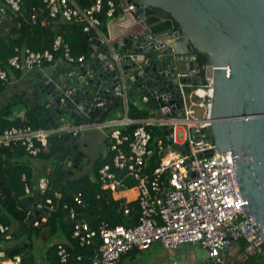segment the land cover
<instances>
[{
  "label": "built area",
  "instance_id": "built-area-1",
  "mask_svg": "<svg viewBox=\"0 0 264 264\" xmlns=\"http://www.w3.org/2000/svg\"><path fill=\"white\" fill-rule=\"evenodd\" d=\"M41 1L49 9V18L56 20L61 17L64 21L78 22L85 32L91 34V42L95 37L103 43L111 42L108 33L101 31L97 17L104 8L109 18L108 27L117 21L120 8L122 10L124 7L125 11L131 13L136 11L127 0H93L88 8L80 7L75 0ZM22 4L23 0H5L4 5L0 6V27L11 20V13L21 11ZM39 15L37 10L32 15L34 23ZM176 30L171 27L156 33ZM59 51L63 55L61 59L56 58ZM86 56L74 57L70 45L58 35L53 50L17 49L9 65L22 73L46 66L56 68L57 72L60 62L83 65ZM200 58L197 53L176 54L173 67V82L176 81V84L173 83L171 88L169 83L161 88L151 87L146 93L136 88L141 99L132 98L124 83L121 90L114 93L123 102V115L117 120L47 129L13 127L0 135V147L21 144L29 155L37 157L52 135L63 138L70 134L77 138L81 131H86L92 125L109 130L105 138L112 143L114 166L120 172H125L126 177L119 178L110 165H105L99 172L102 188L114 195L130 193L136 198L138 208L135 210L125 206V216L136 214L129 226L111 227L109 223L102 222L98 229H93L87 221L79 219L75 208L65 206L73 221V238L81 246H90L97 237L100 239L90 264H117L132 249L148 250L157 242L167 250L186 244L198 245L206 255L196 264H247L252 257H256V264H264V240L254 227L257 225L254 218L244 211L247 206L242 207L248 204V200L243 199L240 192L231 152H220L213 138L211 109L215 84L204 83L202 74L197 75L206 70V65L204 69H199ZM195 78H200L201 82L196 84L193 82ZM8 82L10 73L0 67V85ZM179 93L181 97H178ZM131 105L138 110L148 108V117H130ZM134 125L136 128L132 133H123L122 128ZM157 126L164 130L156 147L160 156L157 166L149 169V161L154 155L151 147L152 128ZM170 129L171 133L166 135ZM179 129L183 130L182 141L177 136ZM127 178L132 180L133 187L127 183ZM38 189L41 192L50 190L51 179L48 176L40 178ZM25 190L26 194H31L28 185ZM74 200L79 206H85L82 193L76 194ZM12 231L13 228L0 222V235ZM242 239L246 240V247L242 246ZM57 245L61 262L68 264L70 245L64 242H57ZM0 264H23V255H9L0 245Z\"/></svg>",
  "mask_w": 264,
  "mask_h": 264
},
{
  "label": "water",
  "instance_id": "water-1",
  "mask_svg": "<svg viewBox=\"0 0 264 264\" xmlns=\"http://www.w3.org/2000/svg\"><path fill=\"white\" fill-rule=\"evenodd\" d=\"M127 1L147 28L111 38L110 43L95 37L83 65L42 75L41 83L34 85L26 97L27 102L45 109L43 119L48 128L87 123L95 112L106 109L109 97L124 83L128 90L138 88L144 93L167 83L171 88L176 84V54L206 56L205 62L202 57L199 60V69L206 65V70L197 75L202 74L204 83L215 84L213 138L220 152H231L240 192L248 200L242 207L247 206L244 211L254 218V227L264 240V0ZM150 10H160L163 22H177L178 30L157 34L147 23ZM193 82L199 84L201 79ZM100 103L103 105L98 106ZM84 135V147L89 143L93 146L89 160L94 164L105 132L92 125ZM63 139L67 150H72L63 169L70 178L80 174L90 161L84 160L73 136L66 134ZM49 193H38L32 207L34 218L26 220L13 238L52 217V198L61 194L59 190L51 196Z\"/></svg>",
  "mask_w": 264,
  "mask_h": 264
},
{
  "label": "trees",
  "instance_id": "trees-1",
  "mask_svg": "<svg viewBox=\"0 0 264 264\" xmlns=\"http://www.w3.org/2000/svg\"><path fill=\"white\" fill-rule=\"evenodd\" d=\"M82 8H88L92 5L93 0H75ZM123 1V0H122ZM5 0H0V6L4 5ZM40 15L36 23L31 19L35 11ZM121 8L119 9L120 12ZM156 11H148L147 23L154 25V31H162L171 27L179 28L174 20H168L158 23L159 18ZM12 14L10 23H7L8 33L0 36V67L18 79L22 72L16 68L10 67L9 60L17 54V49L28 47L34 51L53 50L55 39L61 35L71 47V54L79 58L87 55L91 46V34L84 31L82 25L76 21H64L61 17L54 20L49 18V9L41 0H23L21 11ZM135 15V14H134ZM136 16V15H135ZM100 20V29L107 33L109 18L107 9L97 15ZM48 19V20H47ZM47 20V23L43 24ZM137 31L144 29L145 23L140 21L136 16ZM62 52L56 53V58H62ZM203 61L207 60L206 56H201ZM43 108L30 107L26 99L20 95L14 96L10 92V83L0 85V135L6 130L13 127H32L34 129H47L43 119ZM24 112V116L20 114ZM150 110H138L131 105L129 115L132 118L148 117ZM123 113V102L121 98L109 97V103L106 109L95 112L87 119L88 123H103L120 118ZM136 128H122L124 134H130ZM153 141L151 147L154 149V155L149 161V169L157 166L159 160V150L157 141L163 137L164 130L162 127L152 128ZM39 145H41L39 143ZM111 141L109 139L103 145L96 162L90 165L89 169L83 170L80 174H74L67 178V173L63 170L62 161L66 158L67 147L63 138L52 135L48 138L47 146H42L41 153L37 156H31L27 153L24 146L15 144L11 147H0V155L3 156V162L0 163V222L12 228L13 223H18L19 228L27 220L28 212L38 199L39 190H35V172L33 168L25 161V157L42 159L47 163H52V173L49 174L51 179V189L59 190L61 196L52 198L53 214L46 222L35 226L34 232L37 237H49V248L46 251L47 264H64L59 257L57 242H64L70 245L71 258L68 264H90L94 251L100 244L97 237L90 246H81L77 239L73 238V221L69 218V211L65 208H75L79 214V219L87 221L91 228L98 229L102 222H107L111 227L117 225L129 226L136 216L133 213L125 216L124 208L126 205L132 209H137V201L127 203L126 199H117L109 191L102 188L100 180V169L105 165H110L112 170L117 173L119 178H125L126 173L120 172L114 166L115 153L111 150ZM25 177V179H24ZM127 183L133 187L134 183L129 178ZM31 188V194H26L25 187ZM82 193V200L85 206H79L74 198L76 194ZM29 227L26 231L31 229ZM13 231L7 235H0V245L4 247L6 243L13 240ZM242 246L246 247V240L242 239ZM30 245L5 247L9 255H25ZM141 250L135 248L123 255L117 264H123L128 256H134ZM256 257H252L247 264H256ZM26 263V256L24 257ZM23 263V264H25Z\"/></svg>",
  "mask_w": 264,
  "mask_h": 264
},
{
  "label": "crops",
  "instance_id": "crops-1",
  "mask_svg": "<svg viewBox=\"0 0 264 264\" xmlns=\"http://www.w3.org/2000/svg\"><path fill=\"white\" fill-rule=\"evenodd\" d=\"M148 14V13H147ZM140 20V19H139ZM163 21L159 19L158 23H162ZM7 23H10V21H6L5 24L3 26L0 27V36L3 35L4 33H8V27H7ZM136 24V16L134 15V13L128 12L124 10V7L122 10H120V14L118 15L117 21L114 22L113 24L109 25L108 27V35L110 36V38H119V37H125L127 35H129L130 33H136L137 27L139 24ZM151 25V24H150ZM152 29L154 28V25H151ZM145 28H147V26H145ZM154 30V29H153ZM75 66H79V64H68L67 62H64L62 64V62L59 63V67L57 70H64L66 68L69 67H75ZM47 67V66H46ZM44 68H35L32 70H29L25 73L22 74V76L18 79L17 77L12 76V79L10 80V92L16 96V95H20L22 97H24V99H26V97H28V94L32 91V89L35 87L34 85H37L39 83H41V76H49V69H45ZM138 90L134 89V97L133 98H137V99H141V94L137 93ZM131 91H129L130 93ZM27 101V100H26ZM33 101V99H32ZM28 104L30 105V107L34 108V104H30L28 102ZM43 112H45V109L43 108ZM123 114H121L120 117H122ZM24 116V112H22L20 114V117ZM91 136V135H90ZM80 137V136H79ZM83 139L82 145L84 147V143L86 140V137L84 134L81 136ZM79 139L74 140V144H77L79 146V151L82 154V156H84L83 154H85L86 159L89 158L88 154H86L89 150L84 147L82 149L81 145L78 142ZM70 152H67L66 155L68 156H72V150H69ZM102 151V150H101ZM101 153V152H100ZM25 161L28 162V164L33 168L34 172H35V185L34 188L35 190H38V181L40 178L44 177V176H48L49 174L52 173V163H47V161L42 160V159H36V158H32V157H25ZM63 169H64V163H63ZM68 173V172H66ZM67 177V176H66ZM52 189H50V196L54 193L51 192ZM126 193L122 194V196H118V194H113V196L117 199H126L127 203L129 204L130 201H136L135 197H125ZM58 196V195H57ZM59 198V197H58ZM57 198V199H58ZM37 202V200H36ZM34 218V214L32 213L31 210H29L28 212V219H32ZM14 226V227H13ZM12 228L13 232H15L17 229H19L18 223H13L12 224ZM24 257L25 255H23V263H25L24 261ZM28 264L27 260L26 263Z\"/></svg>",
  "mask_w": 264,
  "mask_h": 264
},
{
  "label": "rangeland",
  "instance_id": "rangeland-1",
  "mask_svg": "<svg viewBox=\"0 0 264 264\" xmlns=\"http://www.w3.org/2000/svg\"><path fill=\"white\" fill-rule=\"evenodd\" d=\"M63 63L64 62H62V64ZM45 69H49V75H53L56 71V68H53L52 66H47ZM108 131L109 130L106 129L107 133ZM177 136L180 141L183 140L184 136L182 129L177 131ZM78 142L83 149L82 137H79ZM89 153L90 152L88 151L86 154ZM122 194L123 193H120L118 196H122ZM128 196L133 198L130 193H126L125 197ZM44 237L45 236L43 235L41 237H37L34 229L31 228L28 231L23 232L21 235L13 238V240L6 243L4 247L11 248L13 246L31 244V247L25 254L28 264H47L46 251L49 248V237L48 239H44ZM205 255L206 252L198 245L186 244L185 246H181L173 250H167L160 244V242H157L148 250H142L137 252L134 256L126 257L123 264H196L199 259L205 258Z\"/></svg>",
  "mask_w": 264,
  "mask_h": 264
},
{
  "label": "clouds",
  "instance_id": "clouds-1",
  "mask_svg": "<svg viewBox=\"0 0 264 264\" xmlns=\"http://www.w3.org/2000/svg\"><path fill=\"white\" fill-rule=\"evenodd\" d=\"M162 23H163V22H162ZM58 71H59V70H58ZM55 73H56V72H55ZM130 91H131V92H130L129 94H130V96L133 98V97H134V96H133V95H134V93H133L134 90H130ZM132 91H133V92H132ZM113 96H114V95H113ZM114 97H117V96H114ZM118 98H119V97H118ZM121 100H122V99H121ZM89 118H90V117H89ZM87 123H88V122H87ZM103 123H105V122H103ZM90 124H95V123H90ZM97 124H98V123H97ZM47 128H48V127H47ZM103 131L105 132V136H106V135H107V134H106V133H107L106 130H103ZM84 132H85V131H81L80 134L78 135V137L75 138V140H76V139H79V136L81 137L82 134H84ZM107 139H108V138L106 137V138H105V141L102 143V148H101V150L103 149V145H104V143L106 142ZM87 145H88V146H87ZM87 145H86V148H87L88 150H89V149L91 150V148H92L93 146L90 145V143L87 144ZM90 150H89V151H90ZM67 152H70V151L68 150ZM100 152H101V151H100ZM99 154H100V153H99ZM89 156H90V155H89ZM98 156H99V155H98ZM68 157H69V156H68ZM68 157H67V155H66L65 160L62 161V165H63V163H64V166H65V162H66V160H67ZM97 158H98V157H97ZM3 159H4V158H3ZM90 162H91V161H90ZM92 163H93V162L89 163V165L86 166V167L84 168V170L89 169V167H90V165H92ZM65 172H66V171H65ZM73 175H74V174H73ZM38 190H39V189H38ZM39 192H41V191H39ZM49 192H50V190H49ZM49 194H50V193H49ZM57 195H58V194H57ZM57 195H56V197L58 198ZM52 204H53V203H52ZM32 207H33V206H32ZM32 207H31V211H33V210H32ZM33 214H34V213H33ZM48 220H49V219H48ZM39 224H40V223H39ZM37 226H38V225H37Z\"/></svg>",
  "mask_w": 264,
  "mask_h": 264
},
{
  "label": "flooded vegetation",
  "instance_id": "flooded-vegetation-1",
  "mask_svg": "<svg viewBox=\"0 0 264 264\" xmlns=\"http://www.w3.org/2000/svg\"><path fill=\"white\" fill-rule=\"evenodd\" d=\"M156 16H157V17L159 16V11L156 13ZM161 18H162V17H161ZM161 18H160V20H161ZM168 29H169V28H168ZM168 29H165V30H168ZM177 30H178V29H177ZM162 31H164V30H162ZM89 150H90V149H89ZM92 150H93V147H92L91 150L89 151L90 153H89L88 155L91 154ZM83 155H84V156H83V157H84V160H87V161L89 162V161H90L89 158L86 159L85 154H83ZM88 157H89V156H88ZM91 162H92V161H91ZM91 162H90V163H91ZM70 177H71V176H70Z\"/></svg>",
  "mask_w": 264,
  "mask_h": 264
}]
</instances>
